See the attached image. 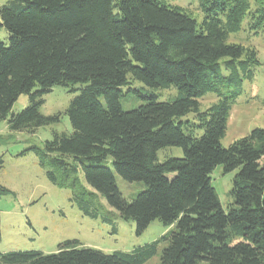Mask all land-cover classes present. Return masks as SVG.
Wrapping results in <instances>:
<instances>
[{
  "label": "trees",
  "instance_id": "1",
  "mask_svg": "<svg viewBox=\"0 0 264 264\" xmlns=\"http://www.w3.org/2000/svg\"><path fill=\"white\" fill-rule=\"evenodd\" d=\"M198 6L200 22L165 0L0 6V27L8 33L7 43L0 39V120L9 132L34 133L65 114L71 126L20 154L35 153L47 179L69 189L70 203L90 218L114 221L104 198L120 218L134 221L137 234L155 220L174 227L130 251L105 253L66 240L52 253L0 251V264H142L157 254V264H264V128L220 144L230 104L260 64L255 47L227 38L245 19L255 33L264 27V0H198ZM55 85H79V92L62 112L43 114V95ZM172 87L170 100L151 91ZM124 89L143 102L124 110ZM23 93L28 104L9 115ZM208 93L218 100L200 110ZM190 112L193 119L184 118ZM170 146L183 155L159 161L157 152ZM107 158L110 165L102 163ZM217 165L236 170L226 211L211 184ZM115 173L145 188L126 199Z\"/></svg>",
  "mask_w": 264,
  "mask_h": 264
},
{
  "label": "rangeland",
  "instance_id": "2",
  "mask_svg": "<svg viewBox=\"0 0 264 264\" xmlns=\"http://www.w3.org/2000/svg\"><path fill=\"white\" fill-rule=\"evenodd\" d=\"M8 0H0V6ZM171 4L180 5L197 22L203 16L198 0H165ZM0 39L8 42V33L0 27ZM228 42L242 43L256 48L259 65L254 70L251 80L243 83L242 92L231 102L228 110L225 133L220 144L227 147L233 141L246 136L253 128H264V27L257 33L248 28V20L242 22V28L229 33ZM142 83L135 81L132 88L139 89ZM55 85L43 95L40 112L51 114L63 111L70 100L79 92ZM159 100H170L176 95L175 88L151 89ZM218 100L215 93H208L199 99V109L205 110ZM29 101L27 93L21 94L13 103L10 113H17ZM121 107L128 110L143 102L133 90L124 89L119 97ZM194 113L184 116L193 119ZM68 117L63 114L58 123L38 128L34 133L26 131L9 132L7 120H0V251L37 250L43 253L56 251L59 243L75 240L80 246L90 247L105 253L115 250L130 251L134 246L154 241L164 233L174 229L161 222L152 221L140 234L135 231L132 220L120 218L101 198V204L106 210L115 214L112 223L90 218L82 214L70 203V190L59 188L51 183L45 174V169L38 162L35 153L28 151L20 154L25 148L35 144L40 145L51 139L54 133L70 132ZM201 131L198 132L200 134ZM180 147L170 146L157 152L159 161L168 157H181ZM110 165V158L103 160ZM264 165V155L260 159ZM236 170L224 172L222 165H217L210 173L211 184L215 188L221 207L226 211L232 206L233 179ZM81 182L84 179L80 174ZM117 188L126 199L132 198L145 188L143 181L128 182L115 173ZM5 189V190H4ZM164 244H160L159 253ZM158 254L142 264H157ZM197 264H207L200 261Z\"/></svg>",
  "mask_w": 264,
  "mask_h": 264
}]
</instances>
